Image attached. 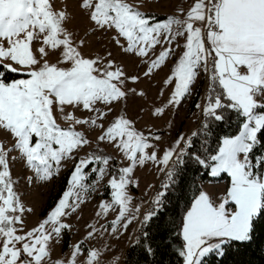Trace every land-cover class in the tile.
Instances as JSON below:
<instances>
[{
    "label": "snow or ice",
    "instance_id": "6c2138e0",
    "mask_svg": "<svg viewBox=\"0 0 264 264\" xmlns=\"http://www.w3.org/2000/svg\"><path fill=\"white\" fill-rule=\"evenodd\" d=\"M81 7L96 29L105 33L115 30V43L125 54L147 58L145 78L162 69L176 49L183 47L165 80L174 83L169 105L178 107L199 76L207 74L210 93L205 106L197 103L195 107L215 122L229 119L225 112L240 118L236 134L217 137L214 153L194 156L211 176L227 174L231 182L218 201L200 191L191 202L182 220L179 254L183 264H203L210 254L224 256L227 245L249 249L258 234L264 235V154L257 155L264 148V0H192L187 11L180 9L185 19L172 15L163 22H152V17L128 0H81ZM68 20L69 14L57 11L53 0H0V129L13 139L11 147L0 141V264H48L51 242H59L71 229L65 218L77 212L84 202L82 193L91 187L85 170L98 172L101 179L108 174L111 156L95 150L85 158L76 157L78 150L91 144L77 125L101 129L98 140L113 146L129 162L116 169L117 174L109 180L112 203L101 204L97 212L99 216L118 209L111 225L113 233L122 221L127 230L138 218L132 214V197L127 191L135 169L148 163L169 169V182L163 185L168 189L185 164L184 157L194 148L191 137L179 135L175 147L158 150L161 136L136 130L125 116L117 115L105 127L116 102L130 95H145L127 87L129 80L136 83L140 76H129L110 59L111 52L85 57L80 50L85 40L77 46L64 26ZM180 39L183 45L178 43ZM157 46L162 48L159 53L155 52ZM50 57H56V62ZM6 73H24L27 78L6 82ZM69 106L91 115L78 118L66 113ZM54 110L65 113L64 118L73 123L62 128ZM163 112V108L156 109L157 115ZM203 128L212 131L207 122ZM14 152L32 172L26 177L30 184L51 182L59 175L62 161L76 160L70 187L46 218L30 230H25L23 217L34 209L24 205L16 190L18 181L13 179L11 166L17 159ZM93 164L102 167L90 168ZM164 197L161 192L155 200L157 206H162ZM156 215L155 209L148 212L145 223ZM95 234L90 230L87 237ZM82 255L84 264H100L102 253L85 248L83 242L73 245L70 264H78Z\"/></svg>",
    "mask_w": 264,
    "mask_h": 264
},
{
    "label": "rangeland",
    "instance_id": "374dc122",
    "mask_svg": "<svg viewBox=\"0 0 264 264\" xmlns=\"http://www.w3.org/2000/svg\"><path fill=\"white\" fill-rule=\"evenodd\" d=\"M128 2L138 6L139 10L152 17V22H163L172 15L183 20L186 16L180 13V9L183 8L187 11L192 4V0H128ZM53 4L57 11L64 10L69 14V20L64 26L73 34L77 46L79 47L78 42L81 39L85 40V45L80 49L85 57H103L111 52L110 59L115 60L117 65L122 66L129 76H140V80L136 83L129 80L127 87L135 88L137 93L143 92L145 95L143 97L130 95L125 101L116 102L113 105V112L104 121L105 127L108 126V121L114 120L117 115L125 116L133 121L136 130L143 131L146 135H160L161 141L157 144V149L165 151L170 145L175 147V140L179 135L187 136L197 127L201 120L202 110L196 108L195 105L197 103L201 104L202 107L204 105L208 81L207 74L199 76L191 94L186 96L178 107L168 104L174 91V83L169 85L165 83V80L171 75L174 65L182 54V46L176 49L174 55L169 57L162 69L154 72L150 78H145L143 73L148 67L147 58H139L131 53L125 54L122 48L115 43V30L105 33L96 29L89 20L88 13L82 9L81 0H53ZM160 16H164V19L157 21ZM121 42L126 43L123 39H121ZM178 43L183 45L184 41L180 39ZM36 46L38 47V45ZM161 50L162 48L157 46L155 52L159 53ZM50 61L55 63L56 57H50ZM20 74L24 75L23 78H27L24 73ZM196 95L194 108L190 109V103ZM97 106L102 110H107L103 105ZM157 108H163L164 112L157 115ZM66 113H74L78 118H87L91 115L86 111L75 110L71 106L66 108ZM54 115L57 123L62 128H68L73 123L66 120L64 118L65 113H60L58 110H54ZM76 128L91 140L89 146H85L75 154L78 159L85 158L87 154L91 153L92 149L97 148L111 156L117 165H113L111 160L109 172L103 179L100 178L98 172L85 170L88 172L86 183L91 187L87 193H82L84 202L80 204L77 212L65 218V222L71 225V229L62 234L59 242L55 240L51 242V260L48 264H56L57 261L70 264L73 245L79 242H83L85 248H94L102 253L100 264H122L124 252L133 242L141 220L147 215L145 211L151 207L155 190L167 169L152 163L135 169L133 183L127 191L132 197L130 205L133 210L132 214L138 218L133 220L127 230L123 228L124 222L122 221L121 224L117 225V232L113 233L111 225L117 219L118 209L113 208L106 215L98 216L97 212L101 211V204L105 202L112 203V189L109 187V180L113 174H117L116 169L127 166L129 162L113 146L98 140V136L102 134L101 129L94 128L91 125H77ZM0 141H3L8 147H11L13 143V139L2 129H0ZM12 155L17 158L11 162L13 179L18 181L16 190L24 205L34 209L32 213H25L23 217L25 230H30L46 218L47 214L62 197L63 193L51 207L47 208L48 202L58 190V180L69 169H71V172L65 191L70 187V177L76 160L62 161L59 175L51 182L30 184L27 182L26 177L31 176L32 172L27 168L18 152H14ZM95 167H102V165L93 164L90 166V168ZM222 175H224L223 181L219 180ZM210 177L213 180L204 182L202 191L209 193L214 201H218V198H223L226 190L230 187V177L227 174L216 177L210 175ZM137 208L139 212L135 211ZM90 225L92 226L91 229ZM90 230H94L96 233L95 237L91 239L87 237ZM78 264H84L83 255L79 258Z\"/></svg>",
    "mask_w": 264,
    "mask_h": 264
},
{
    "label": "trees",
    "instance_id": "16d2710c",
    "mask_svg": "<svg viewBox=\"0 0 264 264\" xmlns=\"http://www.w3.org/2000/svg\"><path fill=\"white\" fill-rule=\"evenodd\" d=\"M163 19L164 16H160L157 21ZM23 77L24 75L20 73L5 74L6 82ZM209 85L208 78L205 101L210 93ZM196 97L197 95L191 101L190 109L194 108ZM224 114L230 118L220 123L204 117L201 113L199 124L186 136L191 137L195 142L192 154L184 157L185 164L180 166L179 175L170 188L163 187L169 181L166 173L162 176L154 193V201L145 211L148 213L155 209L157 215L147 223L144 219L141 220L133 242L124 252L122 264H183V257L179 254L183 245L181 235L183 217L186 210L190 208L191 202L202 191V183L213 180L209 170L197 164L194 156L200 153L204 155L214 153L218 145L217 137L236 134L241 122L240 118L233 113L225 112ZM205 122L210 124L211 132L203 128ZM193 132L199 135L192 137ZM95 150H99L100 154L108 155L97 148L92 149L91 152ZM259 154H264V148L259 149L257 155ZM112 163L117 165L114 159ZM70 172L71 169L58 180V190L48 202L47 208L51 207L65 191ZM219 180L223 181L224 175ZM161 192L165 193V197L162 199V206H157L155 200ZM203 264H264V235L258 234L257 241L244 251L238 249L236 244L227 245L224 256L210 254L204 259Z\"/></svg>",
    "mask_w": 264,
    "mask_h": 264
},
{
    "label": "crops",
    "instance_id": "0c3cea01",
    "mask_svg": "<svg viewBox=\"0 0 264 264\" xmlns=\"http://www.w3.org/2000/svg\"><path fill=\"white\" fill-rule=\"evenodd\" d=\"M204 183H202V185H203Z\"/></svg>",
    "mask_w": 264,
    "mask_h": 264
},
{
    "label": "water",
    "instance_id": "95a60500",
    "mask_svg": "<svg viewBox=\"0 0 264 264\" xmlns=\"http://www.w3.org/2000/svg\"><path fill=\"white\" fill-rule=\"evenodd\" d=\"M126 251V250H125Z\"/></svg>",
    "mask_w": 264,
    "mask_h": 264
}]
</instances>
